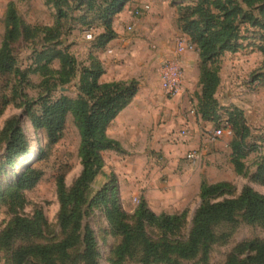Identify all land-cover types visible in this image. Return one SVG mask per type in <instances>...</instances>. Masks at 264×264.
<instances>
[{"label": "rangeland", "instance_id": "rangeland-1", "mask_svg": "<svg viewBox=\"0 0 264 264\" xmlns=\"http://www.w3.org/2000/svg\"><path fill=\"white\" fill-rule=\"evenodd\" d=\"M198 1L149 0V10L144 11L141 8L145 5H137L134 10L138 9L140 14L133 15L132 10V15L139 24L135 29L134 25H129L133 27L130 33L129 26L122 21L123 32L119 35L114 21L123 9L113 17L116 39L119 36L121 39L120 47H115L116 54L103 58L112 41L103 49L95 48L97 38L104 29L102 22L94 12L88 10L84 1L72 0L69 7L64 9L67 16L59 19L53 0H0V48L10 3L15 4L17 14L27 27L25 33L28 28L38 29L34 38L22 36L13 43L15 68L11 73H0V237L16 217L32 219L38 213L43 216L42 236L30 242L18 240L13 248L27 244L49 245L62 241L72 232L71 228L64 232L59 224L61 203L57 181L63 176L65 188L70 192L82 173L79 129L72 116H68L63 138L58 144L48 146L44 130L35 128L31 119L32 114H40L41 99L78 96L79 73L70 84L54 86L53 81L61 69L59 59L48 64L45 74L35 71L38 55L53 50H66L74 56L79 70L89 64L92 53L104 68H108V73L117 72L123 77L124 80L119 81L135 79L139 83L138 93L128 114L133 124L127 128L117 125L109 132L110 136L123 137L131 144L126 147L118 141L123 153H102L104 166L88 190L86 202L82 205L81 228L75 233L81 239L77 246L69 250L70 258L63 264H83L79 257L83 251L85 226L93 232L98 263L116 264L113 250L121 238L112 232L105 208L93 202L104 187H108L110 197L127 214V221L131 225L136 222L134 213L142 201L156 214L186 212L183 227L167 237L178 241L189 237L195 212L201 204L202 182L210 185L226 183L230 186L227 194L212 199L213 202L236 198L246 188L264 195V185L253 179L259 158L264 154V54L260 51L264 43L260 40V29L246 26L243 29L245 38L242 48L236 53H224L217 62L220 84L215 98L222 124L226 120L225 111L238 108L243 111L250 129V137L246 140L248 156L244 160L245 172L237 173L231 163L230 143L233 137L225 133L211 141L220 125L216 121L204 120L199 113L198 94L201 87L197 48L191 52L195 59L198 54L194 73L186 69L182 93L174 98H166L161 91L159 67L175 50L178 40L186 36L178 25L181 9L194 6ZM44 28H55L57 38L45 40ZM89 34L92 35L91 39L87 38ZM45 79L49 81L44 82ZM12 118L20 121L29 144L28 155L21 157L14 167L5 165L8 141L3 133L6 123ZM192 151L199 157L193 162L186 159V155ZM25 165L39 171L41 177L33 188L22 191L17 199L9 192ZM148 231L152 238L161 237L158 230ZM215 233L219 239L210 247L207 264H225L232 254L245 259L248 251L242 249L246 243L264 242V228L246 224L239 215L236 223L217 226ZM13 248L0 246V264H12ZM187 263L203 264L201 255ZM26 264L41 262L34 258ZM121 264L140 263L132 259Z\"/></svg>", "mask_w": 264, "mask_h": 264}, {"label": "trees", "instance_id": "trees-1", "mask_svg": "<svg viewBox=\"0 0 264 264\" xmlns=\"http://www.w3.org/2000/svg\"><path fill=\"white\" fill-rule=\"evenodd\" d=\"M71 1L53 0L59 19L67 16L64 9L69 7ZM82 1L102 22L104 32L98 36L95 48L103 49L117 37L113 29V17L119 14L130 0ZM5 24L0 48V73L4 74L13 72L15 68L13 43L22 36L34 38L35 31L38 30L28 28L25 33L27 27L17 14L14 3L8 5ZM178 25L182 33L196 46L199 54V113L204 120L219 123V129H230L233 137L230 143L231 163L236 172L241 174L246 170L244 160L248 156L246 140L250 137V129L246 125L243 111L238 108L226 110V120L222 124V115L215 98L220 84L217 62L224 53H236L242 48L245 38L243 29L248 25L260 29V40L264 43V0H199L196 5L181 9ZM54 30L55 28L42 29L47 36L45 40L57 38ZM260 51L264 54V45L260 47ZM38 56V67L35 71L43 74L50 62L59 59L61 69L53 81L55 87L70 84L78 73L80 74L76 98L62 95L56 100H51L46 97L41 99L40 114L30 115L34 127L44 130L48 146L61 141L66 120L68 116H72L81 136L79 157L83 170L70 192L65 188L63 176L57 181L61 203L59 224L64 232L69 228L72 232L62 241L49 245L27 244L13 248L18 240L30 242L33 238L41 237L43 233L41 213L32 219L16 217L0 237L2 248H13L12 264H26L34 258L41 264H63L70 258L69 250L77 246L81 239L75 233L81 228L82 205L86 202L91 184L104 166L102 153L124 152L121 144L107 135L108 127L132 103L139 90V83L135 79L102 82L105 68L92 53L89 56V64L80 70L76 58L66 50H53ZM48 79L44 82H48ZM3 133L8 141L5 165L14 167L21 157L28 155V140L18 118L8 120ZM40 177L39 171L29 165L23 166L9 194L19 199L20 193L33 188ZM253 179L264 185V154L259 158ZM229 189L230 186L226 183L210 185L202 182L201 204L195 212L189 237L183 241L170 240L167 237L173 236L183 227L186 212L156 214L142 201L134 213L136 222L131 225L127 221V214L122 211L117 201L110 197L112 195L108 187H104L93 202L105 208L112 232L121 238L113 250L116 264L132 259L138 260L140 264H188L187 262L195 260L199 255L202 263L207 264L210 247L219 239L215 233L217 226L236 223L239 215L246 224L264 228V195L246 188L236 198L212 201L227 194ZM149 229L158 230L161 237L152 238ZM82 243L83 251L79 257L81 262L99 264L96 241L88 226L83 229ZM242 250L248 251L245 259H239L238 255L232 254L225 264H264V242L250 241Z\"/></svg>", "mask_w": 264, "mask_h": 264}, {"label": "built area", "instance_id": "built-area-1", "mask_svg": "<svg viewBox=\"0 0 264 264\" xmlns=\"http://www.w3.org/2000/svg\"><path fill=\"white\" fill-rule=\"evenodd\" d=\"M141 10H149V5H145ZM140 11L135 9L133 15H139ZM128 32H133V27H128ZM88 39L92 38V35H87ZM196 46L190 41L186 36L180 38L176 44L175 50L170 56L165 58L159 67V79L160 86L163 95L166 98H174L180 95L184 89L185 84V70L182 64L183 57L188 52H194ZM186 135V132H183ZM225 133L231 135L229 128H221L216 130L213 137L210 138L211 141H215L217 138L222 137ZM196 152H189L186 155L188 161H196L198 159Z\"/></svg>", "mask_w": 264, "mask_h": 264}, {"label": "crops", "instance_id": "crops-1", "mask_svg": "<svg viewBox=\"0 0 264 264\" xmlns=\"http://www.w3.org/2000/svg\"><path fill=\"white\" fill-rule=\"evenodd\" d=\"M148 2H149V0H131L126 5L124 10L119 14L118 18L114 21V28L116 29V31H117V33L119 35L122 34L120 32H123L122 31L123 30L122 29V24H121L122 21H125L128 26L129 25H134V29L136 28V26L139 24V21L132 15V10H134V8L137 5H140V4H142L143 6L144 5H149ZM120 40L121 39H120V36H119L116 40L112 41L109 44L108 52L104 53V55H103L104 57L103 58H106V56L111 57L113 54H116L117 50L115 49V47L120 44ZM119 47H120V45H119ZM196 60H198V54H196V59H195V57H193L191 55V52L186 53L184 55V57H183V60H182V64H183L184 70L186 71V69H187L188 71H193V73H194L193 69L195 67ZM105 70H106V73L101 78L102 82H113V81L124 80L122 76H119L120 74H117V72L110 74V73H108V71H109L108 68H105ZM132 106H133V102L126 109H124L118 115V117L110 124V126L108 127V135H109L110 130L114 126L120 125L123 128L125 126L127 128L131 124H133L132 121H130L128 119V114H129V111L132 108ZM109 137L114 139V140H116V141L121 142V144L123 146H126V147H128V145L131 144L130 141H126L125 139H123V137L110 136V135H109Z\"/></svg>", "mask_w": 264, "mask_h": 264}, {"label": "water", "instance_id": "water-1", "mask_svg": "<svg viewBox=\"0 0 264 264\" xmlns=\"http://www.w3.org/2000/svg\"><path fill=\"white\" fill-rule=\"evenodd\" d=\"M63 90H65V89H63Z\"/></svg>", "mask_w": 264, "mask_h": 264}]
</instances>
